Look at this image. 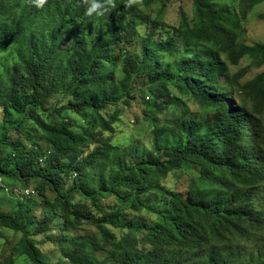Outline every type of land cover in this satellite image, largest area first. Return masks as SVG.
<instances>
[{
  "label": "trees",
  "instance_id": "16d2710c",
  "mask_svg": "<svg viewBox=\"0 0 264 264\" xmlns=\"http://www.w3.org/2000/svg\"><path fill=\"white\" fill-rule=\"evenodd\" d=\"M192 1L191 19L182 11L167 36L156 39L149 33L139 56L117 51L135 23L122 17L128 11L125 0L105 13H121L112 24L105 15L86 16L79 0H48L42 9L29 0H0V48L16 44L22 55L0 77V105L6 118L14 112L33 118L53 148L42 164V155L11 141L8 130L0 136V227L23 233L0 264H16L14 251L32 264H48L26 232L35 203L7 194L12 186L22 194L33 183L66 229L89 223L101 234L102 240L82 236L71 241L73 252L64 256L72 264H106L98 251H106L111 264H264V71L242 82L243 73L230 69L245 55L263 66L264 41L247 43V10L241 12L237 0ZM143 3L149 7L152 0ZM164 14L163 9L154 29L163 24ZM144 68H153L150 89L161 100L158 113L167 108L162 99L170 86L209 106L203 118L177 123L174 131L184 136L167 139L168 151L114 144L104 135L114 133L117 116L107 119L103 109L130 98L135 73ZM61 90L68 101L49 108L47 101ZM71 110L92 113L101 130L87 127L77 133L74 123L62 117ZM188 164L185 192L161 184L169 172ZM66 178L73 185L63 193ZM151 190L167 205L152 224L138 225L126 210L142 212L147 205L142 193ZM110 197L116 200L111 211L101 205ZM3 203L18 209L6 212ZM49 219L38 224V234L46 233ZM107 225L129 233L117 240ZM5 241L8 247L10 238Z\"/></svg>",
  "mask_w": 264,
  "mask_h": 264
},
{
  "label": "rangeland",
  "instance_id": "374dc122",
  "mask_svg": "<svg viewBox=\"0 0 264 264\" xmlns=\"http://www.w3.org/2000/svg\"><path fill=\"white\" fill-rule=\"evenodd\" d=\"M237 1L238 9L241 12L247 10V17L244 20L247 43L263 42L264 19L261 18V15L264 13V0ZM192 6V0H152L149 7L144 6L143 3L141 8H128L124 16L120 15L121 13L112 12L109 16L105 15V19L111 24L113 21L118 20L120 16L125 17V19H134L135 23L134 27L131 28L130 39L121 41L117 47V51L122 49L128 54H137L140 56L143 49V38L151 32L154 33L156 39H160L161 36H167L168 32L172 30V27L179 24L182 11L191 19L193 15ZM163 9L165 12L163 24L154 29L155 19ZM18 49L19 46L16 44L0 48V77H2L7 67H11L22 60V55ZM230 69L233 73L242 72L241 81L248 82L258 73L264 71V65H257L249 55H245L239 64L230 65ZM152 72L153 68H144L138 73H135L132 84L133 95L115 104H110L103 109L102 113L107 119H110L114 115L117 116L113 123L115 128L114 133L109 131L104 132L105 136L112 137L114 144L123 146H147L149 148H161V150L168 151L165 143L167 139L173 140L176 136L179 138L184 136L178 130L174 131L178 122L188 119H201L206 115L209 106L205 101L199 100L197 97L191 95V93L182 92L174 86H170V94L162 99L167 103L166 110L163 113H158L156 106L157 102L161 100L150 89L153 84L150 79ZM69 97L67 93L61 90L47 101V106L51 109L59 108L66 104ZM147 114L157 118L159 123L157 125L154 124ZM62 117L74 123V130L77 133H82L84 128L87 127L94 128L92 130L93 132L101 130L96 118L90 112L78 113L71 110L66 111ZM46 120L50 121V118L47 117ZM20 122L23 123L20 130L21 133L16 131ZM4 130L9 131L11 141L20 140L27 152L32 153L35 151L42 155L40 157L38 156L40 163H42V158L45 157L44 155L53 150L33 118L26 114H18L16 112L13 113L11 118H6L3 107L0 105V136ZM94 147L95 145H89L87 149H93ZM127 160L134 161L135 159H131V156H128ZM191 170L192 166L188 164L185 166V170L178 169L171 171L167 177L161 180V184L166 188L185 192L189 183V172ZM72 185L73 180L66 178L64 186L60 190L65 193ZM11 188L15 189L7 192V194L12 199H19L20 201L30 200L36 205L33 206V211L26 220V232L37 242L48 264H72L64 254L73 252L74 248L71 241L78 237H97L99 240H102L97 228L89 223H85L81 228L76 230L66 229L59 215H56L52 211L51 206L46 204L44 199L38 194L34 183L29 187L30 197L23 198L27 195L26 192L22 194L19 192L18 194L17 190H20L18 186H12ZM142 197L147 202L146 207L139 213L127 209V217L133 219L138 225L142 224V222L152 224L158 212L167 205L166 198L154 190L142 193ZM78 200L79 197L77 196L75 201ZM115 203L116 200L114 197H110L103 200L101 205L105 210L111 211L115 208ZM1 206L6 212L17 211L18 209L17 206L13 207L7 203H3ZM96 215L99 216L98 213ZM46 217L50 218L47 231L46 233L38 234L36 232L38 224ZM120 221L125 223L126 219L122 217ZM107 228L115 235L117 240L129 233L127 228H115L110 225H107ZM5 237L10 238L8 247H6ZM22 237L23 233H16L0 227V257L4 251H6V254H11L15 243ZM96 254L100 260H105L107 262L106 264H111L108 262V253L106 251H98ZM13 256L16 259V264H32L25 256L20 255L18 251H14Z\"/></svg>",
  "mask_w": 264,
  "mask_h": 264
},
{
  "label": "clouds",
  "instance_id": "9594fccd",
  "mask_svg": "<svg viewBox=\"0 0 264 264\" xmlns=\"http://www.w3.org/2000/svg\"><path fill=\"white\" fill-rule=\"evenodd\" d=\"M30 4L38 9L44 8L48 0H29ZM85 8V15L88 17H102L105 13L111 12L119 7L117 0H79ZM143 0H125L126 8H141Z\"/></svg>",
  "mask_w": 264,
  "mask_h": 264
},
{
  "label": "built area",
  "instance_id": "2783aa9c",
  "mask_svg": "<svg viewBox=\"0 0 264 264\" xmlns=\"http://www.w3.org/2000/svg\"><path fill=\"white\" fill-rule=\"evenodd\" d=\"M26 193H27V194H30V190H27Z\"/></svg>",
  "mask_w": 264,
  "mask_h": 264
}]
</instances>
